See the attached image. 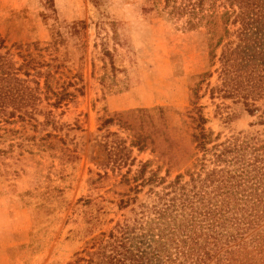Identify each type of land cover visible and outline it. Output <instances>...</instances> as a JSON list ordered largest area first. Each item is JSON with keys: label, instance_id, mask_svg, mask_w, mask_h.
Returning a JSON list of instances; mask_svg holds the SVG:
<instances>
[{"label": "rangeland", "instance_id": "374dc122", "mask_svg": "<svg viewBox=\"0 0 264 264\" xmlns=\"http://www.w3.org/2000/svg\"><path fill=\"white\" fill-rule=\"evenodd\" d=\"M168 12L164 0H0V40L39 50L38 62L57 66V91L75 95L59 109L41 97L29 132L39 140L0 144L13 145L0 156V264H106L110 234L129 226L137 240L156 193L200 170L201 153L187 158L190 88L207 70V28ZM219 88L217 73L201 86L205 129L218 143L264 145V98L249 112ZM137 135L149 145L128 152ZM212 162H202L207 171Z\"/></svg>", "mask_w": 264, "mask_h": 264}, {"label": "trees", "instance_id": "16d2710c", "mask_svg": "<svg viewBox=\"0 0 264 264\" xmlns=\"http://www.w3.org/2000/svg\"><path fill=\"white\" fill-rule=\"evenodd\" d=\"M164 4L171 17L186 18L189 29L207 28V70L190 88L194 116L189 117L195 125L187 158L196 160L201 153L200 170L178 174L165 192L156 193L157 202L150 209L154 218L149 225L142 222L148 228L139 226L137 240L129 226L120 228L119 237L110 234L106 264H264V145L238 138L218 143L219 137L205 129L198 106L201 86L209 85L214 73L223 98L242 100L249 112L256 110L249 102L264 98V0H164ZM81 27L83 23L73 24L68 33L75 35ZM60 37L58 33L54 44ZM0 50H5L0 53V144L16 138V145L22 146L39 140L29 132L36 131L34 112L42 99H53L48 106L59 109L75 95L63 85L57 91V66L38 62L33 52L39 50L20 44L7 48L3 40ZM43 67L48 69L44 73ZM147 139L137 135L127 151L147 148ZM12 149V144L8 150L0 149V156ZM207 155L213 159L209 171L202 164ZM162 163L172 165L171 160Z\"/></svg>", "mask_w": 264, "mask_h": 264}]
</instances>
